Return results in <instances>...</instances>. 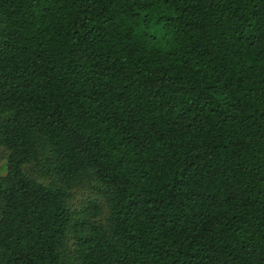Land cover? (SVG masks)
I'll list each match as a JSON object with an SVG mask.
<instances>
[{"label": "trees", "instance_id": "16d2710c", "mask_svg": "<svg viewBox=\"0 0 264 264\" xmlns=\"http://www.w3.org/2000/svg\"><path fill=\"white\" fill-rule=\"evenodd\" d=\"M0 264H264V0H0Z\"/></svg>", "mask_w": 264, "mask_h": 264}, {"label": "rangeland", "instance_id": "374dc122", "mask_svg": "<svg viewBox=\"0 0 264 264\" xmlns=\"http://www.w3.org/2000/svg\"><path fill=\"white\" fill-rule=\"evenodd\" d=\"M1 154H2V153H1V151H0V162H1V160H2V158H1Z\"/></svg>", "mask_w": 264, "mask_h": 264}]
</instances>
